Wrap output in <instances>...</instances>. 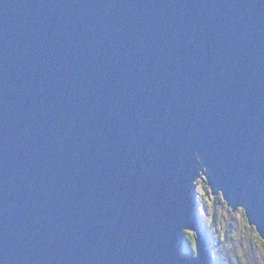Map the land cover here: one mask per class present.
Segmentation results:
<instances>
[{
    "label": "water",
    "instance_id": "obj_1",
    "mask_svg": "<svg viewBox=\"0 0 264 264\" xmlns=\"http://www.w3.org/2000/svg\"><path fill=\"white\" fill-rule=\"evenodd\" d=\"M201 179L264 241V0H0V264H215Z\"/></svg>",
    "mask_w": 264,
    "mask_h": 264
},
{
    "label": "rangeland",
    "instance_id": "obj_2",
    "mask_svg": "<svg viewBox=\"0 0 264 264\" xmlns=\"http://www.w3.org/2000/svg\"><path fill=\"white\" fill-rule=\"evenodd\" d=\"M198 193L215 264H254V259L256 264H264V241L249 226L244 211L232 213L221 196H212L204 179L198 181ZM195 238L194 233H186L187 243L193 249Z\"/></svg>",
    "mask_w": 264,
    "mask_h": 264
},
{
    "label": "trees",
    "instance_id": "obj_3",
    "mask_svg": "<svg viewBox=\"0 0 264 264\" xmlns=\"http://www.w3.org/2000/svg\"><path fill=\"white\" fill-rule=\"evenodd\" d=\"M188 247L194 252V249L192 248L191 244H188ZM256 260L254 259V264L257 263V261L255 262ZM253 263V262H252Z\"/></svg>",
    "mask_w": 264,
    "mask_h": 264
}]
</instances>
